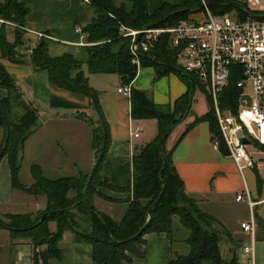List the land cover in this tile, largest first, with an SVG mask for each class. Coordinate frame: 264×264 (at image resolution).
I'll list each match as a JSON object with an SVG mask.
<instances>
[{"label": "trees", "instance_id": "1", "mask_svg": "<svg viewBox=\"0 0 264 264\" xmlns=\"http://www.w3.org/2000/svg\"><path fill=\"white\" fill-rule=\"evenodd\" d=\"M213 14H230L239 20L253 15L244 2L237 0H203ZM233 2L239 3L237 7ZM94 15L82 27L88 59L85 63L71 55L51 57L45 39H41L30 54V62L36 70H44L51 84L89 98L96 118L76 111L75 116L87 122L93 151V165L89 173L74 176L48 178L38 165L30 172L33 183L21 184L18 179L25 140L39 127L36 105L24 98L15 80L0 63V88L7 91L0 99V160L3 156L11 173V184L33 196L45 197V208L35 213H7L0 217V227L9 232L10 241L27 239L33 248V264H50L59 261V247L63 232L70 231L74 242H86L92 246V258L97 264H120L131 256H141L143 235L163 232L171 241L175 231L173 219L188 233L185 242L189 251L185 255L173 254L168 264H238L234 253L222 256L220 241L228 237L226 229L213 216L203 211L196 201L183 190L182 181L171 161L172 147L166 149L158 142L166 129L171 130L184 118L192 116L178 136L181 138L197 122L207 123L210 140L218 141V151H227L220 136L214 116L211 97H205L206 109L196 115L192 109V95L202 86L194 75L179 68L176 48L172 47L169 33L160 32L150 39L146 50L136 51L140 65L154 69V79L167 72H174L186 86V90L171 103L156 104L144 90L129 88V115L132 119H154L156 133L151 140L131 147V178L124 186H112L102 179L101 166L109 145L108 127L97 103V92L89 85L82 65L91 73H113L122 86L128 85L136 74V65L129 52L130 36L119 28L142 30L169 28L179 22L197 17L203 11L201 0H164L152 13L146 10L145 0H124L115 5L111 0H90ZM29 8L24 0L0 1V19L15 24L13 42L7 39V26L0 23V57L22 62L15 56V47L21 44L25 16ZM147 34L138 33L134 41H145ZM171 67L175 68L172 70ZM237 75L229 78L221 91L220 108L234 112L238 94L234 83ZM193 82L189 95L188 89ZM173 121V122H172ZM172 122V124H170ZM165 141V140H164ZM259 147V146H258ZM262 147V146H260ZM263 148V147H262ZM255 170V169H254ZM130 192V197L120 202L118 221L95 206V197L104 201L117 200L103 195L98 188ZM44 213L46 216L41 220ZM50 221L56 228L51 231ZM38 249V251H36Z\"/></svg>", "mask_w": 264, "mask_h": 264}, {"label": "crops", "instance_id": "2", "mask_svg": "<svg viewBox=\"0 0 264 264\" xmlns=\"http://www.w3.org/2000/svg\"><path fill=\"white\" fill-rule=\"evenodd\" d=\"M111 1L115 5L124 2ZM163 2L145 0L147 12L152 13ZM24 3L29 11L24 25L20 26L23 31L22 42L14 50L16 58L24 61L0 57V63L15 80L24 98L32 101L38 109L39 127L24 142L18 175L19 182L28 185L34 181L30 172L34 164L48 178L86 174L92 169L90 129L86 121L75 116V112H84L95 119L94 107L85 95L51 84L46 71L36 70L32 66L29 49L35 48L41 39H45L49 56L71 55L75 60L85 63L88 59L86 46L90 43L86 41L85 34L82 36L75 28L82 29L94 11L83 0H24ZM5 24L7 39L13 42L15 24L8 21ZM82 69L89 85L97 92V103L108 127L109 145L102 161V179L112 186H124L131 178V147L151 140L156 133V122L154 119L130 117L128 98L116 91L122 86L116 74L91 73L85 64ZM93 74H110L114 77L108 80L111 84L106 88L100 82L102 77L90 79ZM126 86L146 91L156 104L171 103L186 90L184 82L174 72L154 79L153 67L140 65L139 62L135 76ZM6 95V89L0 88V99ZM204 110L197 113L192 111L200 115ZM192 118H184L164 141L166 149L172 147L171 161L182 181L183 190L226 229L228 237H222L220 241L222 256L228 258L233 252L238 264H264V165L259 164L255 170L243 169L240 175L231 159L212 147L208 126L204 121L197 122L178 140L185 124ZM146 126L150 128L144 133V138L138 141ZM134 128H138L137 136L130 137V130ZM22 173L23 180L20 178ZM244 184L248 198L254 203L251 210L255 240L252 263L241 249L248 243L249 236L239 227L241 221L248 219L249 209L246 200L234 199ZM98 190L117 200L104 201L95 197L101 202V208L98 209L118 221L121 213L118 201L130 197V192L104 187ZM44 208V196H33L12 186L7 157L3 156L0 160V216L7 213H35ZM173 221L175 231L171 241L163 232L145 233L142 255L131 256L128 262L121 261L120 264H168L173 254L185 255L189 251L185 242L188 233L175 219ZM48 227L54 231L55 222L50 221ZM59 247L62 251L61 260H52L50 264H97L92 258L91 244L74 242L70 231L63 232ZM0 264H33V248L29 240L10 241L9 232L0 227Z\"/></svg>", "mask_w": 264, "mask_h": 264}, {"label": "built area", "instance_id": "3", "mask_svg": "<svg viewBox=\"0 0 264 264\" xmlns=\"http://www.w3.org/2000/svg\"><path fill=\"white\" fill-rule=\"evenodd\" d=\"M89 3L90 0H83ZM247 9L253 12L243 20L231 14H212L205 6L197 17L189 18L169 28L126 29L124 35L130 36L129 52L131 61L137 65L136 51L146 50L150 39L160 32L171 36V45L176 48V63L179 68L194 75L196 80L210 95L214 116L220 136L236 170L242 175L243 169H256L260 161L252 159L245 151L246 143L264 146V0H245ZM0 19V23H5ZM75 30L84 36L82 29ZM138 33L147 34L146 40L136 42ZM32 53V49H29ZM237 75L234 85L238 90L234 112L221 109L218 97L228 85L229 78ZM248 85L250 100L241 98L242 88ZM123 97H129V87L116 89ZM138 128L130 130V137L137 136ZM214 149L218 141L211 140ZM257 161V162H256ZM264 165V163L262 164ZM236 201L246 200L249 217L239 223L240 229L249 236L242 251L252 263L254 253L253 202L248 198L245 187L237 193ZM38 250V249H36Z\"/></svg>", "mask_w": 264, "mask_h": 264}, {"label": "rangeland", "instance_id": "4", "mask_svg": "<svg viewBox=\"0 0 264 264\" xmlns=\"http://www.w3.org/2000/svg\"><path fill=\"white\" fill-rule=\"evenodd\" d=\"M237 1L244 2L245 0H237ZM203 3H204L203 0H201V4H203ZM119 31L125 32V30L123 28H119ZM8 32H10V30H8ZM10 37H11V35H10ZM100 77H102V80L100 82L103 83L104 86L107 88L111 84V82L108 81V80L112 79V77H114V76L113 75H110V74H103V75L93 74V75L90 76V79L92 80L93 78H100ZM241 92H242L241 93V98L244 99V100H246V101H249L250 100V89H249V86L248 85H245L242 88V91ZM207 96H209V95L206 93V91H205V89L203 87H201L200 89H195L194 90L193 95H192V99H193L192 100V110L194 112L197 113V112H200V111L204 110V108L206 109L205 97H207ZM211 104H212V102H211ZM235 105H236V101H235ZM221 109L230 110L229 108H221ZM149 128H150L149 126H146L145 127V129L143 131V134L138 139V141L141 138H144V133L146 134V132H147V130ZM244 149H245L246 153L252 159L260 160V165H262L264 163V148H261L260 146L258 147L255 143L250 142V143H246L245 144ZM20 178H21V180L24 179V174L23 173L21 174ZM100 203H101L100 200L95 199V206L97 208H99L101 206ZM185 231L186 230L184 229V232ZM36 251H38V250H36Z\"/></svg>", "mask_w": 264, "mask_h": 264}, {"label": "water", "instance_id": "5", "mask_svg": "<svg viewBox=\"0 0 264 264\" xmlns=\"http://www.w3.org/2000/svg\"><path fill=\"white\" fill-rule=\"evenodd\" d=\"M233 4L237 7H242L239 3L237 2H233ZM206 7L207 5L205 3L202 4V8L203 7ZM172 70H175V68L171 67ZM192 88H193V82L190 83V86H189V89H188V93L189 95L191 94V91H192ZM173 122V121H172ZM172 122L170 124H172ZM171 132V125L166 129V131L164 132V134L162 135V137L160 138L159 142H158V146H160L164 140H166V138L168 137L169 133ZM241 141L243 143H247L246 139L245 138H242ZM1 157V155H0ZM47 213H44L41 217V220L46 216Z\"/></svg>", "mask_w": 264, "mask_h": 264}]
</instances>
